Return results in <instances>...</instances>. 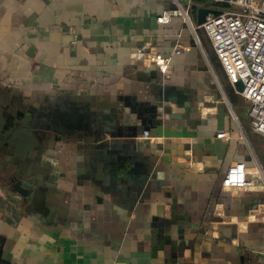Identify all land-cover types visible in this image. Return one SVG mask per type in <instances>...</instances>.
<instances>
[{
    "label": "crops",
    "instance_id": "0c3cea01",
    "mask_svg": "<svg viewBox=\"0 0 264 264\" xmlns=\"http://www.w3.org/2000/svg\"><path fill=\"white\" fill-rule=\"evenodd\" d=\"M169 6L0 0V264H264V138Z\"/></svg>",
    "mask_w": 264,
    "mask_h": 264
},
{
    "label": "built area",
    "instance_id": "2783aa9c",
    "mask_svg": "<svg viewBox=\"0 0 264 264\" xmlns=\"http://www.w3.org/2000/svg\"><path fill=\"white\" fill-rule=\"evenodd\" d=\"M162 1H167L170 6L157 17L159 22L169 23L180 17L193 30L203 29L230 84L248 104L251 129L264 138V0ZM195 7H210L219 13H209L205 21L198 24L192 17ZM173 52L177 54L180 49ZM170 59V56L156 52L153 62L165 69ZM237 82L242 84L240 90L235 86ZM248 174L264 188V167L256 160L252 164L243 161L230 163L223 184L241 187Z\"/></svg>",
    "mask_w": 264,
    "mask_h": 264
},
{
    "label": "water",
    "instance_id": "95a60500",
    "mask_svg": "<svg viewBox=\"0 0 264 264\" xmlns=\"http://www.w3.org/2000/svg\"><path fill=\"white\" fill-rule=\"evenodd\" d=\"M209 13L218 14L219 11L216 10V9H214V8H210V7H198V8L196 9V22H197L198 24L203 23V22L205 21V19H206V16H207ZM235 86H236V88L239 89V90L242 88V84H241L240 82H237V83L235 84ZM17 189H18L20 192H22L24 188H23V187H18ZM22 193H23V192H22Z\"/></svg>",
    "mask_w": 264,
    "mask_h": 264
},
{
    "label": "trees",
    "instance_id": "16d2710c",
    "mask_svg": "<svg viewBox=\"0 0 264 264\" xmlns=\"http://www.w3.org/2000/svg\"><path fill=\"white\" fill-rule=\"evenodd\" d=\"M196 9V7L194 8V10Z\"/></svg>",
    "mask_w": 264,
    "mask_h": 264
},
{
    "label": "flooded vegetation",
    "instance_id": "af4514ba",
    "mask_svg": "<svg viewBox=\"0 0 264 264\" xmlns=\"http://www.w3.org/2000/svg\"><path fill=\"white\" fill-rule=\"evenodd\" d=\"M22 192H24V191H22Z\"/></svg>",
    "mask_w": 264,
    "mask_h": 264
}]
</instances>
